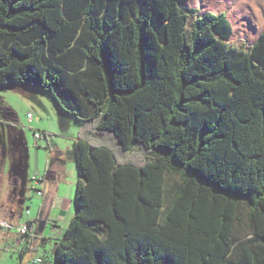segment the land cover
Here are the masks:
<instances>
[{"label":"trees","instance_id":"1","mask_svg":"<svg viewBox=\"0 0 264 264\" xmlns=\"http://www.w3.org/2000/svg\"><path fill=\"white\" fill-rule=\"evenodd\" d=\"M182 1L0 0V91L80 123L54 264H264V29Z\"/></svg>","mask_w":264,"mask_h":264},{"label":"crops","instance_id":"2","mask_svg":"<svg viewBox=\"0 0 264 264\" xmlns=\"http://www.w3.org/2000/svg\"><path fill=\"white\" fill-rule=\"evenodd\" d=\"M190 1L185 0L181 3L185 5V8L195 10L200 15L205 12L215 14L225 12L229 7L232 8L239 3L243 5L242 7L240 5V8L243 9L248 2L246 0H202L196 8L188 5ZM248 3L253 11L264 12V0H249ZM263 29L264 24L255 39ZM3 92L9 93L2 96L1 93ZM38 92L27 87L0 91V110H5L4 113L0 112V125L7 127L12 141L17 137L14 127L18 125L20 119L17 118L8 98H14L16 102L27 108L26 104L31 103V99L37 100L39 98ZM26 113L27 122L35 126L34 117L31 116L28 119L29 113ZM67 116H59L61 129H65L71 120ZM36 127L41 131L42 140L37 143L34 142V149H31L33 155L30 156V150L28 151L30 157L26 162L25 172L22 173L15 169L4 183L1 181L2 176L0 174V187L5 189L3 196L0 193V220H6L14 225L25 222L28 217L35 220L34 230L27 237L26 247L21 254L14 251L10 246L14 237L13 234L9 231L0 230V254L1 251H6L18 256L17 264H32L37 258L43 259L41 264H51L50 262L54 264L53 246L75 214L74 190L76 183L81 180L76 171L73 154V145L77 136L70 134L67 137L66 134H57V132L55 134L43 123ZM62 136L64 139H68V143L63 145L57 140V137ZM34 176L39 179L37 187L41 190L42 195L36 197L38 212L35 217H31L30 213L29 216L24 213L23 207L29 198L28 191L32 192V177Z\"/></svg>","mask_w":264,"mask_h":264},{"label":"rangeland","instance_id":"3","mask_svg":"<svg viewBox=\"0 0 264 264\" xmlns=\"http://www.w3.org/2000/svg\"><path fill=\"white\" fill-rule=\"evenodd\" d=\"M249 0H246V2ZM202 0H191L188 4L191 7L198 6V3ZM246 3L243 9L240 8V3L232 6V8L226 9L225 13L227 19L232 27V37L229 42L242 45L244 47H250L256 40V35L262 29L264 20L263 11H253L250 9L249 3ZM181 8H184V4L180 3ZM243 5H241L242 7ZM199 9H201L199 7ZM203 12V11H201ZM5 93V94H4ZM9 92H3L1 95H6ZM39 93V98L37 100L31 99V103L26 104L27 108L23 107L22 104L15 101V99H9L10 104L13 107L14 112L16 113L17 118H19V123L14 127L17 133V137L14 141L10 138V132L7 130L5 125H0V174L2 176V183L6 182L7 177L17 171L24 173L26 170V162L28 157L31 156L34 149V137L33 132H41L36 127L39 124H45L49 127V130L56 134H66L68 137L70 134L77 136L80 130V123L77 122L72 116L62 112L54 100L51 98L50 94ZM10 95V94H8ZM45 95V96H43ZM50 99V100H49ZM35 101V102H34ZM38 101V102H36ZM4 109H1L0 112L4 113ZM26 112L34 117V125H30L26 119ZM68 115L70 117V122L65 129L60 128L59 116ZM57 140L63 145L68 143V139L64 137H57ZM32 149V150H31ZM30 150V151H29ZM30 152V156L29 153ZM33 155V154H32ZM177 182L176 178H170V183ZM0 193L3 196L5 193L4 187H0ZM29 198L27 199V204L23 207L24 213L28 210L31 217H35L38 212V205L36 203V196L33 192L28 191ZM245 209L243 204L240 205V217L242 220L245 218ZM243 233V231H242ZM18 256L13 255L12 253L1 251L0 254V264H17ZM43 262L42 258H40ZM53 264V262H50Z\"/></svg>","mask_w":264,"mask_h":264},{"label":"built area","instance_id":"4","mask_svg":"<svg viewBox=\"0 0 264 264\" xmlns=\"http://www.w3.org/2000/svg\"><path fill=\"white\" fill-rule=\"evenodd\" d=\"M27 118L30 119L31 115L28 114ZM33 137H34V141L36 143L40 142L42 140V134L39 132L34 131ZM32 182H33L32 192L34 193V195L36 197H40L42 195V192L37 187V183L39 182V179L36 176H34V177H32ZM25 213L27 216H29L28 210ZM34 227H35V220L31 219L29 217L25 222L19 223L16 225L11 224L10 222H8L6 220H0V230L1 231H9L10 233L13 234L14 237H13V240H11V242H10V246L12 247V249H14V251H16L19 254H21L24 251V249L26 247L27 237L29 235H31V233L34 230ZM61 236L59 238H57V240H59L61 238ZM41 263L42 262L39 258L35 259L32 262V264H41Z\"/></svg>","mask_w":264,"mask_h":264}]
</instances>
